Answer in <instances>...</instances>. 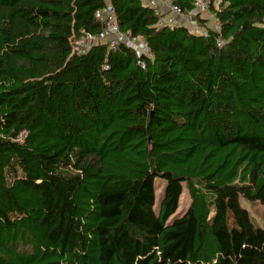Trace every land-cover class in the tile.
Segmentation results:
<instances>
[{"label": "trees", "instance_id": "1", "mask_svg": "<svg viewBox=\"0 0 264 264\" xmlns=\"http://www.w3.org/2000/svg\"><path fill=\"white\" fill-rule=\"evenodd\" d=\"M201 1L207 36L141 0H0V264H264V0ZM106 3L151 57L73 51Z\"/></svg>", "mask_w": 264, "mask_h": 264}, {"label": "built area", "instance_id": "2", "mask_svg": "<svg viewBox=\"0 0 264 264\" xmlns=\"http://www.w3.org/2000/svg\"><path fill=\"white\" fill-rule=\"evenodd\" d=\"M174 1L175 0H141V3L143 6L150 7L162 16L157 23V27L168 26L169 28H175L185 26L191 34L199 36H207L209 30L218 32L220 25L210 14L207 2L196 0L194 3L195 7L192 11L183 13L174 5ZM199 9L202 10L199 11ZM206 9H208V14L211 19H206ZM114 14L113 7L109 3H106L103 10L98 11L95 15L98 20L104 23L105 29L96 36L88 34L81 36L74 42L73 51L77 54H84L87 48L96 42L103 41L107 43L110 48H114L120 42L133 49L138 56L144 55L151 57L142 39L133 38L118 30ZM179 18H183V21H180ZM217 42L219 45L223 44L221 39Z\"/></svg>", "mask_w": 264, "mask_h": 264}, {"label": "rangeland", "instance_id": "3", "mask_svg": "<svg viewBox=\"0 0 264 264\" xmlns=\"http://www.w3.org/2000/svg\"><path fill=\"white\" fill-rule=\"evenodd\" d=\"M207 8V7H206ZM202 9H199V11H201ZM208 9H206V19H211V17L208 14ZM180 21H183V18H179ZM155 185V204H154V212L158 213V209H159V203L161 200V196L163 193V189L165 186V181L162 179H155L154 182ZM189 196L187 193V190L185 188V185H183V191L181 194V197L179 199V204H178V209L175 213L174 216H178L179 214H182L186 208L189 205ZM240 205L241 207H243L244 209H246L249 213V216L251 217L252 223L255 227H263V219H262V213H263V207L259 204V203H250L245 201L243 198H240ZM173 218V217H172ZM169 219V220H172Z\"/></svg>", "mask_w": 264, "mask_h": 264}]
</instances>
